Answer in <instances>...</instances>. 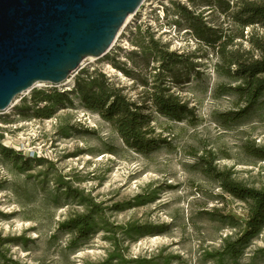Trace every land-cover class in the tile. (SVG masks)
Masks as SVG:
<instances>
[{
    "label": "rangeland",
    "instance_id": "obj_1",
    "mask_svg": "<svg viewBox=\"0 0 264 264\" xmlns=\"http://www.w3.org/2000/svg\"><path fill=\"white\" fill-rule=\"evenodd\" d=\"M201 1L144 0L108 52L83 60L67 85L37 84L0 112V147L21 155L6 158L0 150V264H103L109 255L121 257L113 264H264L255 255L264 247V229L237 260L222 256L225 240L245 231L247 210L206 169L264 189V159L251 155L264 148V105L236 124L220 122L242 107L235 96L218 92L236 82L217 70L214 49L194 38L182 8L222 33L240 30ZM144 32L184 56L183 66L163 73L164 86L193 111L191 119L173 122L147 99L157 64L139 48L148 44ZM235 43L248 48L241 39ZM86 69L102 72L142 106L153 135L164 142L158 150L135 152L84 108L71 90ZM33 90L65 92L66 101L50 119H36L23 103L32 105ZM84 215L95 233L82 241L62 224Z\"/></svg>",
    "mask_w": 264,
    "mask_h": 264
},
{
    "label": "trees",
    "instance_id": "obj_2",
    "mask_svg": "<svg viewBox=\"0 0 264 264\" xmlns=\"http://www.w3.org/2000/svg\"><path fill=\"white\" fill-rule=\"evenodd\" d=\"M189 2L195 3L196 0ZM201 2L210 11L218 9L226 14L240 30L237 36L222 33L208 26L202 14H194L182 8V16L194 38L199 43L214 49L215 55L220 60L217 70L225 78L236 82L233 87H218L220 95L235 96L242 105L238 111L220 116L223 125L236 124L256 107L264 105V0H203ZM247 29L251 31L245 33ZM140 36L142 41L148 39L146 46L143 42L139 44L142 53L150 62L157 64L153 76V91L147 99L158 114L173 122L180 123L191 119L193 111L176 96L167 94L164 86L166 77L163 73L171 74L173 67L183 66L184 56L159 46L149 32H144ZM236 38L246 42L248 48L242 49L241 44L235 43ZM142 83L144 86L147 85L146 82ZM71 92L78 96L84 108L96 113L112 125L128 148L139 154H150L163 145L164 142L153 135L150 119L143 113L142 106L130 101L123 90L116 88L102 72L80 70L74 79ZM65 97V92L33 90L30 96L32 105L23 103L25 111L31 112L34 118L50 119L55 114L56 107L65 103ZM0 150L6 158L21 157L20 154L14 155L12 150L6 147H0ZM251 155L264 159V148L252 149ZM206 172L219 183L225 193L246 205L245 231L235 239L225 240L222 248L223 257L231 261L237 260L264 229V189L243 186L226 172L210 169H206ZM62 228L75 234L76 238L82 241L95 233V225L88 215L68 220L62 224ZM255 255L264 257V247L256 251ZM119 259L120 256L109 255L103 264H113V261Z\"/></svg>",
    "mask_w": 264,
    "mask_h": 264
},
{
    "label": "water",
    "instance_id": "obj_3",
    "mask_svg": "<svg viewBox=\"0 0 264 264\" xmlns=\"http://www.w3.org/2000/svg\"><path fill=\"white\" fill-rule=\"evenodd\" d=\"M143 0H0V112L103 57Z\"/></svg>",
    "mask_w": 264,
    "mask_h": 264
},
{
    "label": "bare ground",
    "instance_id": "obj_4",
    "mask_svg": "<svg viewBox=\"0 0 264 264\" xmlns=\"http://www.w3.org/2000/svg\"><path fill=\"white\" fill-rule=\"evenodd\" d=\"M131 16H132V15H130V16L127 17V19H126L124 25L130 20ZM67 84H68V82L66 83V85H67ZM67 89H68V90L71 89V88H70V85L67 86Z\"/></svg>",
    "mask_w": 264,
    "mask_h": 264
},
{
    "label": "built area",
    "instance_id": "obj_5",
    "mask_svg": "<svg viewBox=\"0 0 264 264\" xmlns=\"http://www.w3.org/2000/svg\"><path fill=\"white\" fill-rule=\"evenodd\" d=\"M143 4H144V0H143L142 4L140 5V7L138 8V10L136 11V13L134 14V16L140 11V9L143 6Z\"/></svg>",
    "mask_w": 264,
    "mask_h": 264
}]
</instances>
